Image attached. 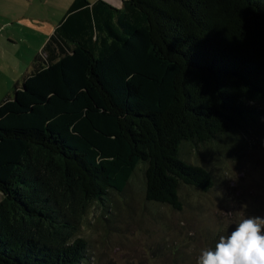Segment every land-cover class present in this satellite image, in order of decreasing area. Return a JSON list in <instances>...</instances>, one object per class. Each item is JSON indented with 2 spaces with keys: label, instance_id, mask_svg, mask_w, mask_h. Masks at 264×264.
Wrapping results in <instances>:
<instances>
[{
  "label": "trees",
  "instance_id": "trees-1",
  "mask_svg": "<svg viewBox=\"0 0 264 264\" xmlns=\"http://www.w3.org/2000/svg\"><path fill=\"white\" fill-rule=\"evenodd\" d=\"M263 104L264 0H72L0 101V264H92L89 207L140 169L144 200L180 210L214 183L185 150Z\"/></svg>",
  "mask_w": 264,
  "mask_h": 264
},
{
  "label": "rangeland",
  "instance_id": "rangeland-1",
  "mask_svg": "<svg viewBox=\"0 0 264 264\" xmlns=\"http://www.w3.org/2000/svg\"><path fill=\"white\" fill-rule=\"evenodd\" d=\"M103 1L121 7V0ZM70 2L54 0L55 13L39 22V32L53 29ZM17 49L22 52L21 43ZM260 107L256 123L185 150L214 183L206 192L181 186L180 210L144 200L140 169L121 193L89 207L77 235L87 241L91 263L196 264L200 250L213 248L243 215L264 216V104Z\"/></svg>",
  "mask_w": 264,
  "mask_h": 264
},
{
  "label": "crops",
  "instance_id": "crops-1",
  "mask_svg": "<svg viewBox=\"0 0 264 264\" xmlns=\"http://www.w3.org/2000/svg\"><path fill=\"white\" fill-rule=\"evenodd\" d=\"M54 13V0H0V101L29 72L32 57L40 52L65 14L57 18L53 29L39 32V22ZM18 43L22 52L17 49Z\"/></svg>",
  "mask_w": 264,
  "mask_h": 264
},
{
  "label": "clouds",
  "instance_id": "clouds-1",
  "mask_svg": "<svg viewBox=\"0 0 264 264\" xmlns=\"http://www.w3.org/2000/svg\"><path fill=\"white\" fill-rule=\"evenodd\" d=\"M196 264H264V216L243 215L213 248H203Z\"/></svg>",
  "mask_w": 264,
  "mask_h": 264
}]
</instances>
